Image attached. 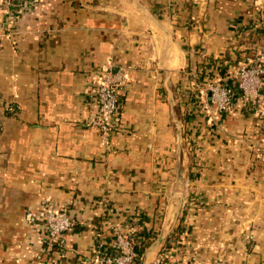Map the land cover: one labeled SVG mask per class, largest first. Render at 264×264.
Listing matches in <instances>:
<instances>
[{"label":"crops","instance_id":"obj_1","mask_svg":"<svg viewBox=\"0 0 264 264\" xmlns=\"http://www.w3.org/2000/svg\"><path fill=\"white\" fill-rule=\"evenodd\" d=\"M256 2L38 0L14 5L12 20L0 9V264H96L116 230L144 248L175 193L157 254L264 264V87L257 105L235 98L224 113L209 109L208 88L264 60ZM109 62L124 81L103 141L91 121ZM49 208L74 220L56 248Z\"/></svg>","mask_w":264,"mask_h":264},{"label":"built area","instance_id":"obj_2","mask_svg":"<svg viewBox=\"0 0 264 264\" xmlns=\"http://www.w3.org/2000/svg\"><path fill=\"white\" fill-rule=\"evenodd\" d=\"M38 0H0V9L12 20L17 10L21 11L29 2ZM257 22L264 27V0H257L255 4ZM18 12V11H17ZM95 87L98 115L91 122L97 124L101 130V139L107 141L108 133L112 129L113 118L120 108V85L124 81V74L121 68H116L111 62L104 69L99 70ZM236 84H208L210 90L209 109L216 113H224L229 110L235 98L243 103L257 105L264 87V60L260 54H255L244 62H240L235 70ZM257 110L264 113V105L258 106ZM25 217L28 221L35 220V214L31 209L26 210ZM43 225L46 233V247L56 248L63 246L66 240V233L71 231L74 220L66 209L49 208L43 215ZM133 231L127 233L115 231L114 240L105 253H101L94 259L96 264H135L139 256L137 244ZM167 250V249H166ZM158 253L151 264H189L182 260L170 258L166 251Z\"/></svg>","mask_w":264,"mask_h":264},{"label":"water","instance_id":"obj_3","mask_svg":"<svg viewBox=\"0 0 264 264\" xmlns=\"http://www.w3.org/2000/svg\"><path fill=\"white\" fill-rule=\"evenodd\" d=\"M177 178L178 180L182 179L180 167L177 171ZM182 202L183 197L181 194L175 193L172 196L169 201L166 219L155 238L142 250L139 258V264H151L153 258L157 254L160 245L164 242V240L168 237L169 233L171 232L173 224L176 221L178 213L181 209Z\"/></svg>","mask_w":264,"mask_h":264},{"label":"rangeland","instance_id":"obj_4","mask_svg":"<svg viewBox=\"0 0 264 264\" xmlns=\"http://www.w3.org/2000/svg\"><path fill=\"white\" fill-rule=\"evenodd\" d=\"M137 244H138V247H137L136 249H138V248L141 247V246H142V248H143V246H144V245H142V243L139 242V241L137 242ZM148 244H149V243H148ZM148 244H147V245H148ZM147 245H146V246H147ZM143 249H144V248H143ZM143 249H142V250H143ZM140 253H141V252H139V256H140ZM139 256H137V258H136V260H135V261H136L135 264H138V262H139Z\"/></svg>","mask_w":264,"mask_h":264},{"label":"trees","instance_id":"obj_5","mask_svg":"<svg viewBox=\"0 0 264 264\" xmlns=\"http://www.w3.org/2000/svg\"><path fill=\"white\" fill-rule=\"evenodd\" d=\"M142 251V246L138 248V252H141Z\"/></svg>","mask_w":264,"mask_h":264}]
</instances>
